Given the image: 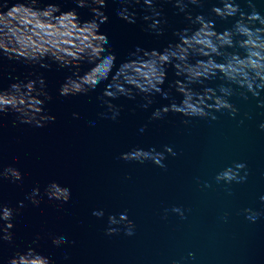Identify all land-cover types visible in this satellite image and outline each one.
<instances>
[{
	"label": "water",
	"instance_id": "1",
	"mask_svg": "<svg viewBox=\"0 0 264 264\" xmlns=\"http://www.w3.org/2000/svg\"><path fill=\"white\" fill-rule=\"evenodd\" d=\"M57 2L63 11L75 9L81 22L93 18L90 8L77 7L74 0ZM158 6L168 21L160 36L145 30L150 21L143 20L146 6L142 0L134 5L135 23L117 15L118 0H106L102 11L108 19L99 33L108 37V50L116 54L113 73L137 47L163 50L178 40L177 30L189 26L185 14L171 3ZM211 7L210 2L203 7L189 5L188 10L210 16ZM241 7L247 5L241 3ZM257 7L264 11V0H257ZM214 19L221 31L231 24V20ZM64 39L69 45L79 43ZM48 62L50 68L7 58L0 62L3 88L17 77L24 80L32 73L43 74L52 95L44 107L57 116L56 121L38 128L13 125L15 114L9 113L0 125V166L13 165L23 172L22 181H0V200L11 206L25 200V207L14 217L13 242L0 241V264H7L18 248L32 246L37 233L41 239L34 247L50 258V264H264V129L260 127L264 92L247 100L234 97L240 109L235 117L225 110L217 112L215 120L196 118L187 124L175 112L164 119H151L155 108L170 103L159 94L148 108L142 107L146 103L143 96L134 100L121 96L114 101L123 106L120 116L112 120L110 113L101 115L106 106L98 98L110 79L87 94L63 97L59 88L76 68ZM92 67L85 61L79 71L83 74ZM177 79L182 77L173 65L168 66L164 90L169 91ZM220 82L205 83L216 87ZM171 95L177 102L182 99L175 88ZM74 112L79 116L74 117ZM165 145L176 155L166 153L164 166L151 159L143 163L121 159L122 153L135 147L165 151ZM240 162L246 164L241 171L246 181L216 180L217 173ZM54 180L71 190L67 202L48 199L44 189ZM36 186L43 197L38 206L25 199ZM174 206L183 208L184 217L171 210ZM246 208L259 213L257 219H249ZM96 210H103L104 215H93ZM125 211L134 221V234L127 235L123 223L112 225L120 229L117 233L106 234L108 217H119ZM58 235L68 242L55 245L53 237ZM189 253L195 254L194 260Z\"/></svg>",
	"mask_w": 264,
	"mask_h": 264
},
{
	"label": "clouds",
	"instance_id": "2",
	"mask_svg": "<svg viewBox=\"0 0 264 264\" xmlns=\"http://www.w3.org/2000/svg\"><path fill=\"white\" fill-rule=\"evenodd\" d=\"M43 2L0 0V62L7 58L26 65L50 68L51 63L48 61L51 60L62 68L75 67L73 75L68 76L59 88V95L63 97L87 94L110 79L108 88L98 97L106 106L102 116L110 113L112 120L120 116L123 106L114 101L121 96L131 100L143 96L146 103L142 107L148 108L155 103L154 97L159 94L170 100V103L155 108L151 114L153 120L164 119L169 112L185 117L183 122L186 124L196 118L215 120L218 118L217 112L227 110L233 117L239 113L234 97L247 100L259 97L264 92V11L257 7V0H142L146 6L143 20L150 21L146 31H152L157 36L164 34V26L168 21L163 7L158 6L163 3H171L178 13H184L189 26L177 30L175 35L178 40L170 42L163 50L137 47L130 53L131 58L121 63L114 73L113 69L117 67L116 54L108 50V37L99 33L100 25L108 19L102 11L106 7V0H74L77 7H88L94 14L92 19L83 22L75 9L63 11L57 0H47L40 7ZM118 2L121 7L117 9V15L129 23H135L137 12L134 5L140 4L141 0ZM210 2V16L204 12L194 15L193 11L188 10L189 5L203 7ZM241 3L247 7L242 8ZM214 18L231 20V24L221 31L216 27ZM83 36L88 39H82ZM65 37L79 43L69 45ZM68 47L76 51L68 52ZM85 61L93 67L81 74L79 66ZM170 65L175 67L176 75L182 79L174 81L169 85V91H165L162 86ZM216 79L221 81L216 87L205 83ZM172 88L181 93L182 99L179 102L171 95ZM51 99L43 74L32 73L24 80L17 77L7 88L0 87V125L5 116L13 113V125L19 123L45 127L57 120V116L44 107L46 101ZM260 104L264 106V101H260ZM73 116L78 117L79 113L74 112ZM260 127L264 129V123ZM166 153L176 155L168 145H165V151L135 147L122 153L121 159L141 163L151 159L157 165L164 166ZM244 169L246 164L242 162L228 166L217 173L216 180L228 184L244 182L247 179L246 173L241 174ZM6 178L12 182L22 181L23 172L13 165L0 166V181ZM44 191L50 201L67 202L71 196V190L55 180ZM40 192L39 186L33 187L25 199L38 206L43 199ZM261 199L264 200V197ZM24 207L25 200L19 201L17 206L0 200V241L13 242L14 217ZM171 210L184 217L181 206H174ZM244 212L253 221L259 215L251 208L244 209ZM93 215L102 217L104 212L96 210ZM108 220L110 226L106 234L117 233L120 229L112 225L122 223L126 225L124 230L127 235L134 234L135 224L128 218L127 211L119 217L110 215ZM40 239L41 234L37 233L32 246L18 248L7 264H50V258L34 247ZM67 242L63 235L53 237V243L57 246ZM189 257L194 260L195 254L189 253ZM173 264H180V261H173Z\"/></svg>",
	"mask_w": 264,
	"mask_h": 264
}]
</instances>
